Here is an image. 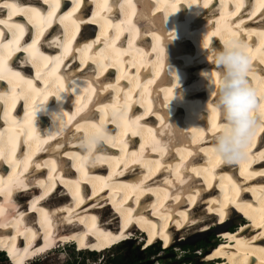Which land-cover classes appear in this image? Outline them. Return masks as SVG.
I'll return each instance as SVG.
<instances>
[{"label":"bare ground","instance_id":"6f19581e","mask_svg":"<svg viewBox=\"0 0 264 264\" xmlns=\"http://www.w3.org/2000/svg\"><path fill=\"white\" fill-rule=\"evenodd\" d=\"M252 1H256V3L243 0V7L239 13L229 16L228 13L235 11V9L230 8L232 3L235 4V0H223L226 11L225 8L219 7L221 0H211L209 8L202 7L203 0H198L196 4L191 6L188 5L189 0H176L179 11H174L169 7L173 0H108L111 10L101 13V16L97 17L100 21L99 23L82 25L80 35L77 36L76 41L73 43V48H76L78 44L88 42L83 37L103 40L101 24L105 23V17L113 25H120L119 39L115 41V47L125 51V54L120 56L118 67H109L99 77V82L102 84H116L118 81L119 94L112 88H106L101 91L98 85H93L97 87V92L91 96L81 88L78 92L65 91L61 93L60 98L50 96L43 105L37 99V106L40 108L44 106V108L37 113L35 137L47 139L50 135H54L55 138L48 139L47 143L41 144L39 150H35L33 147L32 163L54 160L56 164V171L53 173L54 179L56 174L61 172L63 179H79L80 173L72 166L73 160L66 153L71 152L83 155L84 149L79 146L80 138L91 130L93 124L99 125L101 118H103V129L106 134L117 137V140L126 141L128 153H140L141 145H143V152L140 153L137 159L141 161L160 160L161 167L154 174L149 175L148 169L142 167L141 164H132L129 165L122 175H119L116 174L119 169L109 165L115 166L119 164V167L123 168V162L118 159L121 157L122 145L117 143L116 146H113L102 142L95 149L93 156L104 157L107 162H97L94 167L89 166L87 169L90 177H108L111 174L112 179L108 180L107 183L121 187L134 182L142 176L149 175L144 187L167 191L169 197L167 200H164V191H158L159 200L157 196L146 192L140 196L139 203L134 205L133 201L136 194L128 190L131 198L125 207H135L133 217L139 213L147 221L157 225V235L153 243L143 246L144 250L163 242L159 236L160 225L163 223L160 214L165 209L171 213V220L167 228V233L170 234V241L167 247L163 246L164 249L172 244L174 245L175 235L180 232H186L188 235L195 233L190 238L193 241L204 237L212 229L218 232L217 236L221 238L222 242L209 253L206 258L207 261L214 260L216 264H235V261H240L241 257L236 254V240L232 239L233 236L236 239L251 241L250 248L253 250L264 248V239H256L261 232H264V229L254 227L253 222L237 208L229 207L228 216L223 223H219V218L214 212L208 211L209 207H216V205H211L209 201L218 199L222 195L219 187L220 177L225 178V184H227V177H231L241 187L239 201L251 204L253 209H258L261 201V190L264 189V175L246 178L247 173L245 176L240 175L239 164H220L214 170L216 179L212 180V186L209 188L204 183L203 175L195 176L188 171L191 167L198 169L209 167V157L206 155L205 150L211 147L215 136L212 128L214 117L212 108L215 104V96H211L210 82L202 73H211L210 79L215 81L218 71L213 58L209 56L208 49H220L222 43L228 38L227 32L229 29L233 32H238L240 39L245 40L253 48L252 55L255 59L252 63L256 67V75L264 78V65L258 63L260 56L264 55V47H261L259 35V33L264 32V10L257 11L255 15H251L253 9L257 6V0ZM16 2L21 8L34 6L40 7L44 11L48 9V5L44 4V0H16ZM121 3L124 5L123 12L115 7ZM71 7L72 0H61L60 9L56 13L57 17L71 11ZM7 11V9L0 8V19H7ZM95 13L96 9L92 0H84L80 11L76 15H83L84 18L90 19ZM222 15L224 16L223 20H221ZM190 18H192L193 23ZM12 22L23 24L26 28V33L21 43H31L35 37L36 28L28 22L27 16L22 14L14 15ZM236 24H239V28L235 27ZM217 28H219L217 37L220 35L222 39L216 38V35L212 36L209 48L205 49L203 46L205 41L202 34H206V37L211 36V33L216 31ZM115 31V28H109L107 36L113 38ZM0 32L4 33L5 42L11 38V33L9 32L8 34L7 28L2 24H0ZM169 33H174L175 38L169 39ZM63 34V27L59 23L53 22L51 27L47 28L41 37L38 45L39 51L45 56L54 57L59 55L61 50L54 44L51 46L50 44L53 40L61 38ZM156 37H159V42H157ZM193 44L198 46V51L192 48ZM99 47V44L96 45L93 51ZM160 48H163V54L160 58L161 67L157 69L156 58ZM257 48L260 51H256ZM26 55L23 52L15 53L9 59L8 66L13 71L20 72L26 79L33 80L37 88H43L42 80L36 78V69L32 67L31 63L23 62V58ZM74 55H79V53H74ZM78 65L79 60L74 61L73 57L69 56L63 61V65L59 68L57 75L63 76L71 73ZM93 67V65L89 64L83 71L78 73V77L82 78L86 74L95 75L94 72H89V69ZM118 68L119 73L117 75L114 71ZM44 71L47 70L45 69ZM157 71L159 72L158 75ZM167 75H170V77ZM172 77L173 80L171 79ZM248 79L251 81L252 77H248ZM65 83L66 87L71 86L68 79H66ZM82 83L83 81H81ZM5 85L9 87L7 81H0V92H5V89L2 88L6 87ZM169 88L172 89L171 98H168ZM125 103H127L129 122L135 121L137 117H142L138 121L141 127L137 128L135 124H132L127 136L121 137V129L117 128L115 123H112L111 113L113 111L112 106L119 109L125 106ZM104 105L108 107L104 108ZM5 107L6 105L0 101V115L2 117H0V133L3 134L4 141H7L9 136L13 137L16 157L17 159H23L25 154L30 153L29 144H32V141L25 143L26 133L20 130L26 116L27 106L24 100L20 99L17 101L15 108L11 110V117L21 122V125L16 128H13L10 122L5 121L4 114L2 116L1 111H4ZM78 108L82 110L77 112ZM65 112L68 114L67 116H63ZM68 116L73 117L70 123L68 122ZM56 117L63 118L66 123L62 134H57L59 132V121ZM215 123L217 125L222 123L220 114L216 117ZM3 124L5 128H3ZM77 128L80 130L77 131ZM133 128L137 131V135H132ZM149 129L151 132H149ZM157 141L159 146L165 148L162 159L160 151L152 150V145ZM7 147L11 148L12 145L8 144ZM52 149L55 150L53 151ZM261 152H264V132H260L257 135L255 146L252 148V153L256 156ZM109 157L116 159L108 160L107 158ZM165 165H171L172 167L166 170ZM176 165L181 166V177L186 179L191 175L193 178L187 180L186 183L179 182L174 175ZM7 166V164L0 162V177L4 178L6 182L7 177L12 175V169H7ZM249 171L264 172V159H257L252 163ZM48 172V167H41L39 170L29 167L28 172L24 175L33 179H47ZM165 180H172L173 183L166 184L164 183ZM80 188L84 203L75 210L73 218L78 214L81 216L96 215L98 224L103 230L118 234L122 230L121 217L107 199L112 194L109 188L105 187L103 191L95 195H93L91 183L82 181ZM191 188L204 189L196 197L195 205L186 203L188 190ZM178 189H183L184 191L181 192L180 201H175L172 196ZM41 193V188L30 186L25 191L13 193L10 199L6 200L4 196H0V208L5 213L3 217H0V223L14 219L17 213H27L20 231L23 232L26 228H31L37 232L32 248L29 249L30 252L44 246V229L41 228L39 222L40 213L31 211V202L34 198L40 196ZM21 194H26L27 196V207L20 200ZM124 194V191H118L115 196L120 198ZM97 201L102 206L92 207ZM161 203L163 207L159 206ZM72 204L73 200L67 188L64 187L60 180L56 179L54 190L45 199L41 200L37 207L51 212L57 208L71 206ZM153 205L157 207L153 208ZM184 211L188 212L190 220L194 219L197 222L177 228L172 221L179 219L177 213ZM154 212L156 213L155 215L153 214ZM238 213L240 214L239 217L242 215L245 219L246 224H241L236 233H231L232 230L229 229L231 221L229 220L234 215H238ZM63 215H66V213L56 212L55 216L52 217L54 224H56L53 231L57 246L48 248L37 255L25 257L23 264H32L37 258L42 257L44 253L61 252L69 245L76 246L78 250L90 249H80L78 243L74 240L63 242L60 239L63 236L85 231L84 225L78 222L73 224L57 223L59 217ZM224 223L226 225L223 227L222 224ZM146 227H148L147 224L145 227H141L134 221L125 230L126 239L95 252L100 250L107 251L108 248L115 247L117 244L129 239H136L138 232H146L148 235L145 230ZM241 228H243V231L240 230ZM13 235H15L16 249L22 251L26 247L24 236L16 235L11 228L0 227V240H5L7 237L8 239L5 242L10 243V238ZM86 242L89 245L97 243L96 238L92 235L87 237ZM0 250H6L10 256L11 264H15V259L10 255L8 248L0 246ZM218 252H223L224 254L217 255ZM247 264H260L258 254L248 255Z\"/></svg>","mask_w":264,"mask_h":264},{"label":"snow or ice","instance_id":"6c2138e0","mask_svg":"<svg viewBox=\"0 0 264 264\" xmlns=\"http://www.w3.org/2000/svg\"><path fill=\"white\" fill-rule=\"evenodd\" d=\"M197 2L198 0H189L188 5L191 6L193 4H196ZM83 3L84 0H72L71 11H68L65 15L57 17L56 13L60 9L61 0H44V4L48 5L47 11H44L40 7L34 6L21 8L18 6L16 0H0V8L8 10L7 19H0V24L4 25L7 28L8 32L11 33V38L5 42L4 33L0 32V81H7V84L9 85L8 91L0 92V101H2L6 105L4 110V119L6 122H10L13 128L21 125V122L16 121L10 116V112L15 108L17 101L23 99L25 105L27 106V112L25 119L22 122L23 126L20 127V130L26 133L25 143L32 141V144H29L30 153L25 154L23 159H17L15 154V141L13 137L9 136L8 140L4 141L3 134L0 133V162L7 164L12 169V175L7 177V182L4 178L0 177V196H4L7 200L11 198L13 193L25 191L30 186L39 187L42 189L41 195L34 198V200L31 202V211L40 213L39 222L41 228L44 229L43 247L32 252L29 251V249L32 248L33 241L37 237V232L31 228H26L23 232L20 231L21 225L24 222V218L27 213H17L14 219L0 223V227L13 229L16 235H23L26 241V247L22 251H19L16 249L15 235L10 238V243L5 242L8 239L7 237L5 238V240H0V246L9 249L10 255H12L15 259V264H23L25 257L29 255H37L38 253L44 252L48 248L57 246L53 231L56 224H54L52 219V217L55 216L56 212L66 213V215L59 217L57 223L73 224L74 222H78L79 224L84 225V232L60 237L63 242H69L73 240L76 241L80 249L91 248L93 250H99L126 239L127 237L125 236V230L134 221L141 227H145L146 224L148 225L145 230L148 232L147 245H150L153 243V240L157 235V225L151 223V221H147L142 214L138 213L135 217H133L135 207H125V205H127L128 203V200L131 198L128 190L136 194L135 200L133 201L134 205L139 203L140 196L146 192L152 193V195L157 196V199L159 200V196L157 195L158 191H164V200H167L169 198L166 190L144 187L145 181L149 178V175L154 174L155 171H158L160 169V160L141 161L137 159L140 153L143 152V145H141L140 153H128L126 141L122 139L117 140V137L109 136L106 134L103 129V118H101L99 125H92L91 130L93 132V136L91 138L88 137V132H86L84 137L80 138L79 146L84 149L83 155L71 152L66 153L69 158L73 160L72 166L76 168L77 172L80 173L79 179H63L62 172L57 173L54 179L53 173L56 171V164L54 160L46 161L43 163H32V154H34L32 152L33 147L35 148V150H39L41 144L47 143L48 139L55 138L54 135H50L47 139L35 137V121L37 118V113L40 109V107H38L36 104L37 99H39L41 105H43L48 101V98L50 96L60 98L61 93L65 91L78 92L81 88H83V91L91 96L97 92V87H94L93 85H98L101 91L105 90L106 88H112L117 92V94H119L120 91L118 81L116 84H102L99 82V77L102 76L109 67H118L120 56L125 54V51H122L121 49H117L115 47V41L119 39L120 25H113L111 21H108L105 17V23L101 24V36L104 37L103 40L99 38L89 39L88 37H83V39L87 40L88 42L78 44L76 48H73V43L76 41L77 36L80 35L81 26L99 23L100 21L97 19V17H100L101 13H106L111 10L108 0H92V3L94 4L96 9V13L90 19H86L83 15H76V13L80 11ZM210 3L211 0H203L202 7L209 8ZM115 7H117L121 12L124 11L123 3L116 5ZM169 7L174 11H179L176 0H173ZM221 7L225 8L226 11L223 0H221ZM242 7L243 0H235V11L228 13V15L234 16L238 14ZM260 10H264V0H257V6L253 9L251 15H255L256 12ZM18 14L27 16L28 22L33 24V26L36 28V34L31 43H21L26 33V28L23 24L12 22V17ZM223 19L224 16L222 15L221 20ZM53 22L59 23L63 27L64 33L61 38L53 40L50 44V46L54 44L61 50L60 54L54 57L45 56L39 51L38 47L41 37L43 36L46 29L51 27ZM235 27L239 28V24H236ZM109 28L116 29L113 38H109L107 36ZM218 31L219 28H217L216 31H213L211 33V36L206 37L203 45L204 48H209L211 37L217 35ZM227 35L230 39L241 41L245 45L246 52L249 56V59L245 61L246 72L248 76L252 77L251 81L249 80V82L260 92H264V78H260L256 75V67H254L252 63V61L255 59V57L252 55L253 48L250 47L245 40L240 39L238 32H233L229 29ZM259 35L261 40V47H264V32L259 33ZM174 38L175 34L169 33V39ZM156 39L157 42H159V37H156ZM98 44L100 45V47L93 51L95 46ZM256 51H260V49L257 48ZM17 52H23L27 54L23 58V62L31 63L32 67L36 69V78L42 80L43 88H37L33 80L26 79L20 72L13 71L8 66L9 59ZM74 53H79V55H74ZM162 54L163 48H160L156 58L157 69L161 67L160 58ZM69 56H72L74 61L77 59L79 60L78 67L71 73H68L66 75H57L59 68L63 65V61ZM258 63L260 65H264V55L260 56ZM89 64L94 66L93 68L89 69V72H94L95 75L86 74L82 78L78 77V73L83 71V69ZM49 65H51V67H49ZM45 69L47 71H44ZM158 74L159 72L157 71V75ZM66 79L69 80V83L71 85L70 87H66ZM81 81H83L82 84ZM216 82L219 83V76L216 77ZM149 83H151V81H149ZM177 84L179 83L177 82ZM171 96L172 89L169 88L168 98H171ZM252 103H256V101L253 100ZM103 107L106 108L108 106L104 105ZM112 107V123H115L117 128L121 129V137L127 136L132 124H135L137 128L141 127L138 124V121L142 117H137L135 121L131 123L129 122L127 116V103H125V106L119 109H117L115 106ZM81 110V108H78L77 112ZM212 112L214 114L212 128L215 132L218 129V125L215 123V119L219 115V113L214 107L212 108ZM67 115L68 114L66 112L63 113V116ZM260 116L262 121H264V105L260 106ZM72 118L73 117L68 116L69 123L71 122ZM56 119L59 121V132L57 134H62L64 128L66 127V123L61 117H56ZM258 127L259 131H257L251 138L247 148L246 156L238 163L240 165V175L245 176V174L247 173L246 178L257 175H264V172L249 171L252 163H254L257 159H264V152L259 153L258 156L252 153V148L255 146L257 135L260 132H264V126L258 125ZM76 130L79 131L80 129L77 128ZM149 132H151L150 129ZM137 134V131L133 128L132 135ZM96 138H102L103 142L112 144L113 146H116L117 143L122 145L121 157L118 159L123 162V168H120L119 164L115 166L111 164L109 165L110 167L119 169L116 174L122 175L123 172L127 170L129 165L141 164L142 167L148 169L149 175L142 176L134 182L124 185L123 187L119 185H109L107 183L108 180L112 179L111 174L108 177H90L87 171L89 166L94 167L97 162H107L104 157L93 156V153L96 149ZM153 139L155 138L153 137ZM86 140L87 142L85 143ZM8 144H11L12 147L8 148ZM52 150L54 151L55 149ZM152 150L160 151L161 159L163 158L165 148L159 146L158 141L152 145ZM205 153L209 157V167L203 169L191 167L188 169V171L195 176L203 175L204 183L207 185V187L210 188L212 186V180L216 179L214 170L222 163L218 158L214 159L212 157L210 149H206ZM126 157H128V159H126ZM107 159L111 160L116 158L109 157ZM29 167H32L34 170H39L41 167H48L49 172L47 179H33L32 177L25 176L24 174L28 172ZM164 167L167 170L172 166L165 165ZM180 167V165L175 166L174 175L179 182L186 183L187 180H191L193 176L189 175L186 179L181 177ZM56 179L60 180L64 187L67 188L69 195L72 197L73 204L71 206L57 208L51 212L44 208H38L37 205L40 203V201L45 199L51 193V191L54 190ZM224 180V177H220L219 187L222 195L218 199L209 201L211 205H216V207H209L208 211L214 212L219 218V223H223L228 216L229 207L233 206L239 211L243 212L244 215L253 222L254 227L264 229V189L261 190L260 207L258 209H253V206L251 204L242 203L239 201L241 192L240 185L233 181L231 177H227V184H225ZM82 181L92 184L93 195L97 194L100 191H103L105 187L109 188L110 193L112 194L109 195L107 199L121 217L122 230L118 234H113L112 232L103 230L98 224V217L96 215L81 216L78 214L75 218H73V213L75 212V210L84 203V197L81 196L80 188V184ZM164 183L172 184L173 181L165 180ZM203 190L204 189L197 190L195 188H191L190 190H188L186 203L189 205H195L196 197L199 196L200 191ZM118 191H124L125 194L122 197L117 198L115 196V193ZM183 191V189H178V191L173 194L172 199L175 201H180L181 192ZM101 206L102 205L99 201L92 205V207ZM159 206L163 207V204L161 203ZM156 207V205H153V208ZM4 214L5 213L3 209L0 208V217H3ZM153 214L155 215L156 213L154 212ZM177 215L179 216V219L172 221L177 228L184 227L185 224H193L197 222L194 219H189V214L187 211L179 212L177 213ZM160 218L163 223L160 225L159 236L163 241V246L167 247L170 241V234L167 233V228L168 223L171 220V213H169L168 210L165 209V211L160 214ZM240 230L243 231V228H241ZM89 235L94 236L97 243L89 245L86 242ZM232 239L236 240V254L241 257L240 261H235V264H247V257L250 254H258L260 264H264V248L253 250L250 248L251 241L236 239L235 236H233ZM256 239H264V232H261L256 237ZM223 254V252L217 253V255Z\"/></svg>","mask_w":264,"mask_h":264},{"label":"clouds","instance_id":"9594fccd","mask_svg":"<svg viewBox=\"0 0 264 264\" xmlns=\"http://www.w3.org/2000/svg\"><path fill=\"white\" fill-rule=\"evenodd\" d=\"M208 51L218 71L219 83L210 79L211 73L202 75L210 82L211 96H215L214 108L222 116V123L218 125L209 149L212 157L218 158L222 164H238L246 156L251 138L259 131L258 125L264 126L260 116L264 92L249 82L245 66L249 56L243 42L228 37L220 49ZM253 100L256 103H252ZM92 136L93 132L89 130L88 137ZM102 142V138H96V148Z\"/></svg>","mask_w":264,"mask_h":264},{"label":"rangeland","instance_id":"374dc122","mask_svg":"<svg viewBox=\"0 0 264 264\" xmlns=\"http://www.w3.org/2000/svg\"><path fill=\"white\" fill-rule=\"evenodd\" d=\"M249 1L256 3V1ZM215 37L217 38V35ZM26 198V194L20 195V200L27 207L28 200H26ZM239 216L240 214L238 213V215H234L231 220H229L231 221V227L229 229L236 231L241 224H246L242 215L241 217ZM213 230L214 229L204 237L193 241L190 240V238L193 237L195 233L188 235L184 232L182 238V232H180L177 234V241H174V245H177V247H173L166 251H163L164 248L161 249L160 244L144 250L143 247L140 248V240H132L129 243L121 244L111 251L102 252L100 250V253L97 255L89 251L81 252L76 246H70L65 247L61 252L44 253L42 257L37 258L32 264H211L212 261L209 263L203 255L209 252L219 242L217 236L218 232ZM138 234L136 238L141 239V234ZM202 243L209 246L201 249L200 252L197 253L201 258H197L194 250L199 248ZM9 263L11 264L10 260L8 261L3 256H0V264Z\"/></svg>","mask_w":264,"mask_h":264},{"label":"trees","instance_id":"16d2710c","mask_svg":"<svg viewBox=\"0 0 264 264\" xmlns=\"http://www.w3.org/2000/svg\"><path fill=\"white\" fill-rule=\"evenodd\" d=\"M208 246H209V245H208ZM208 246H206L204 243H202V244L200 245L199 248H196V250H194V253L196 254V257H197V258H201V257L199 256V254H197V253H199L201 249H203V248H207ZM79 251H81V252L89 251V252H91L92 254H96V255H97V253H94L96 250H93V249H89V250H79ZM98 252H100V251H98ZM102 252H104V251H102Z\"/></svg>","mask_w":264,"mask_h":264}]
</instances>
